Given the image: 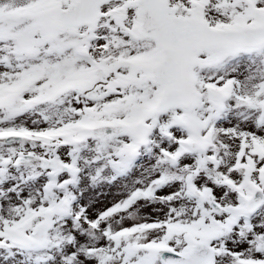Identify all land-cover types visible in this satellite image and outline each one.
Instances as JSON below:
<instances>
[{"label":"snow or ice","instance_id":"snow-or-ice-1","mask_svg":"<svg viewBox=\"0 0 264 264\" xmlns=\"http://www.w3.org/2000/svg\"><path fill=\"white\" fill-rule=\"evenodd\" d=\"M0 264H264V0H0Z\"/></svg>","mask_w":264,"mask_h":264}]
</instances>
